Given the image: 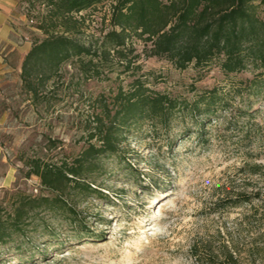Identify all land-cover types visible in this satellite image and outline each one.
I'll use <instances>...</instances> for the list:
<instances>
[{"label":"rangeland","instance_id":"obj_1","mask_svg":"<svg viewBox=\"0 0 264 264\" xmlns=\"http://www.w3.org/2000/svg\"><path fill=\"white\" fill-rule=\"evenodd\" d=\"M116 1L74 14L82 21L69 35L94 45L111 29ZM23 2L32 47L62 31L52 26L46 0ZM258 13L264 18L263 6ZM133 45L130 68L112 52L100 77L82 74L77 57L58 68L44 64V78L32 76L38 98L25 87L24 61L0 76V215L12 213L18 193L60 202L36 210L25 232L0 245V264H207L224 242L238 249L241 264H264V67L226 73L216 60L181 69L147 55L145 41ZM137 79L200 102L201 111V97L213 89L222 102L212 113L179 112L166 127L140 123L121 154L96 160L86 178L96 191H55L30 174L34 161H73L98 144L89 139L94 113L105 104L119 109L116 95Z\"/></svg>","mask_w":264,"mask_h":264},{"label":"trees","instance_id":"obj_2","mask_svg":"<svg viewBox=\"0 0 264 264\" xmlns=\"http://www.w3.org/2000/svg\"><path fill=\"white\" fill-rule=\"evenodd\" d=\"M103 1L46 0L51 8L52 26L62 31L48 34L46 39L35 43L24 60L23 80L31 96H40L32 76L37 73L44 78L38 70L44 64L58 68L77 57L82 74L88 78L100 77L107 72L106 61L113 52L130 68L133 61L129 55L134 50L135 38L145 41L147 55L168 58L181 69L192 63L208 66L216 60L226 73L244 70L250 63L264 67V18L258 13L259 7H264V0H117L112 7L111 29L98 37L94 45L70 36L82 21V17L78 19L74 14ZM219 96L213 89L201 97L206 108L201 111L200 102L190 103L152 90L137 79L128 91L116 95L117 101L122 100L119 109L105 104L101 105V111L94 113L89 139L96 138L98 144L90 143L73 161L57 156L34 161L29 165L30 174L39 176L45 187L55 191L63 192L72 185L96 191L86 181L88 174L98 168L96 160L121 154L127 134L133 128L145 121H152L154 126H169L179 112H215L222 102ZM15 195L12 213L7 217L0 215V245L14 234L25 232L24 227L36 210L53 208L60 203L47 196ZM251 199L246 197L242 202ZM221 250L214 252L207 264H241L238 249L224 242ZM194 255L197 260H203L204 253L199 250Z\"/></svg>","mask_w":264,"mask_h":264},{"label":"crops","instance_id":"obj_3","mask_svg":"<svg viewBox=\"0 0 264 264\" xmlns=\"http://www.w3.org/2000/svg\"><path fill=\"white\" fill-rule=\"evenodd\" d=\"M23 0H0V76L8 72L15 61L23 63L32 48L30 37L23 25L27 23L23 13Z\"/></svg>","mask_w":264,"mask_h":264},{"label":"built area","instance_id":"obj_4","mask_svg":"<svg viewBox=\"0 0 264 264\" xmlns=\"http://www.w3.org/2000/svg\"><path fill=\"white\" fill-rule=\"evenodd\" d=\"M33 22V21H32Z\"/></svg>","mask_w":264,"mask_h":264}]
</instances>
